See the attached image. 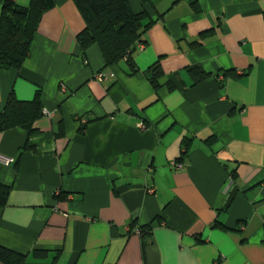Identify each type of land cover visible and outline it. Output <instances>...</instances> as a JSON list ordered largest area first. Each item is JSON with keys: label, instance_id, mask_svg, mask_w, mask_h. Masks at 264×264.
Returning <instances> with one entry per match:
<instances>
[{"label": "crops", "instance_id": "obj_1", "mask_svg": "<svg viewBox=\"0 0 264 264\" xmlns=\"http://www.w3.org/2000/svg\"><path fill=\"white\" fill-rule=\"evenodd\" d=\"M127 1L152 24L132 66L83 51L56 0L0 69V114L12 92L44 107L0 133V248L19 257L0 264H264V0Z\"/></svg>", "mask_w": 264, "mask_h": 264}, {"label": "trees", "instance_id": "obj_2", "mask_svg": "<svg viewBox=\"0 0 264 264\" xmlns=\"http://www.w3.org/2000/svg\"><path fill=\"white\" fill-rule=\"evenodd\" d=\"M86 23L78 35L83 51L97 45L107 67L126 59L132 66L136 45L151 27L146 16L132 12L127 0H73ZM145 3L151 0H142ZM0 69L19 71L31 54V44L43 15L56 6V0H31L22 7L12 0H0ZM158 70L151 74V83L157 87ZM44 115L42 94L37 92L32 101H20L14 92L9 96L0 114V133L24 129L34 133L33 126ZM8 190L0 187V204L6 201ZM6 194V195H5ZM141 235L149 234L151 226L139 229ZM19 257L0 248V261L15 263Z\"/></svg>", "mask_w": 264, "mask_h": 264}, {"label": "built area", "instance_id": "obj_3", "mask_svg": "<svg viewBox=\"0 0 264 264\" xmlns=\"http://www.w3.org/2000/svg\"><path fill=\"white\" fill-rule=\"evenodd\" d=\"M110 76L114 77L113 74H110ZM97 78L99 80H102V79H106V75H103V74H99L97 75ZM141 128H144L143 126ZM13 160H10V159H5L3 157H0V163L2 164H5V165H9L10 163H12ZM182 166L179 165L178 168H181ZM138 233L140 234V230L138 231Z\"/></svg>", "mask_w": 264, "mask_h": 264}]
</instances>
